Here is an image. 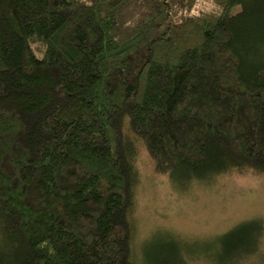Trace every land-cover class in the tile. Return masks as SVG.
<instances>
[{"label": "trees", "instance_id": "1", "mask_svg": "<svg viewBox=\"0 0 264 264\" xmlns=\"http://www.w3.org/2000/svg\"><path fill=\"white\" fill-rule=\"evenodd\" d=\"M143 151L264 177V0H0V264H140Z\"/></svg>", "mask_w": 264, "mask_h": 264}, {"label": "rangeland", "instance_id": "2", "mask_svg": "<svg viewBox=\"0 0 264 264\" xmlns=\"http://www.w3.org/2000/svg\"><path fill=\"white\" fill-rule=\"evenodd\" d=\"M151 162L141 152L133 214L140 264H264V177L230 173L195 180L181 190L166 176L155 175ZM252 223L258 226L255 247L231 249L230 241L222 239L235 226Z\"/></svg>", "mask_w": 264, "mask_h": 264}]
</instances>
